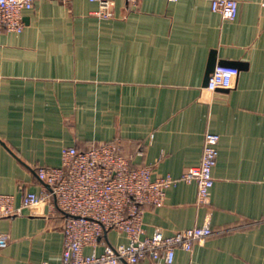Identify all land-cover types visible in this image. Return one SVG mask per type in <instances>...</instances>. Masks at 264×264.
Listing matches in <instances>:
<instances>
[{
	"label": "crops",
	"instance_id": "0c3cea01",
	"mask_svg": "<svg viewBox=\"0 0 264 264\" xmlns=\"http://www.w3.org/2000/svg\"><path fill=\"white\" fill-rule=\"evenodd\" d=\"M237 1L225 21L212 0H115L111 19L89 0H39L21 34L0 33V193L21 209L0 220L2 264L62 262L64 215L23 207L24 194L42 189L40 167H64V148L109 142L132 168L179 180L146 207L144 237L214 230L173 264H264V0ZM213 52L245 66L231 89L205 86ZM207 132L221 138L219 158L210 202L198 205L182 176L200 165ZM127 244L110 230L97 251Z\"/></svg>",
	"mask_w": 264,
	"mask_h": 264
},
{
	"label": "built area",
	"instance_id": "2783aa9c",
	"mask_svg": "<svg viewBox=\"0 0 264 264\" xmlns=\"http://www.w3.org/2000/svg\"><path fill=\"white\" fill-rule=\"evenodd\" d=\"M38 1L0 0V33L21 34L25 29V13L32 12ZM89 1L98 4V18H113L115 0ZM126 1L136 6L141 0ZM212 10L225 21H234L239 4L237 0H212ZM239 74L238 68L217 66L207 89L211 92L231 89ZM220 140L218 134L207 132L200 165L189 168L182 176V180L197 184L198 205L210 202ZM62 158V168L40 167L37 174L42 189L38 193L26 192L23 197V207L48 203L64 215L65 247L60 264H138L148 259L173 264L178 250L192 252L196 243L215 233L210 226H197L172 235L158 231L144 237L146 207L163 205L168 189L179 180L170 176L155 178L152 166L132 168L118 143H103L89 151L67 147ZM20 213L14 197L0 193V220ZM110 230L125 233L129 244L105 245L99 253L103 236ZM9 243L10 237L0 233V252ZM89 247L94 249L91 254L85 252Z\"/></svg>",
	"mask_w": 264,
	"mask_h": 264
},
{
	"label": "water",
	"instance_id": "95a60500",
	"mask_svg": "<svg viewBox=\"0 0 264 264\" xmlns=\"http://www.w3.org/2000/svg\"><path fill=\"white\" fill-rule=\"evenodd\" d=\"M217 66H231V67L238 68L239 71H241L245 68V66L241 63L218 61L216 58V52H213V55H212V58H211V61H210L209 67H208L206 79H205V86L206 87L208 86L210 77L214 73Z\"/></svg>",
	"mask_w": 264,
	"mask_h": 264
}]
</instances>
